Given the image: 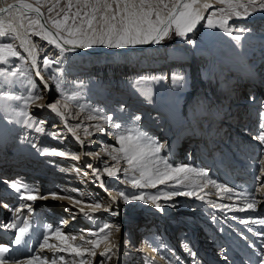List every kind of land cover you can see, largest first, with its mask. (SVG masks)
I'll use <instances>...</instances> for the list:
<instances>
[{
	"label": "bare ground",
	"instance_id": "obj_1",
	"mask_svg": "<svg viewBox=\"0 0 264 264\" xmlns=\"http://www.w3.org/2000/svg\"><path fill=\"white\" fill-rule=\"evenodd\" d=\"M21 2L32 4L34 7L39 6L33 3L31 0H0V8H6L8 5H13V8L10 11L0 12V21H2L4 24L13 23L17 27V31L19 32V34L30 42L27 46L28 47H31L32 45L36 46L35 55H36L37 67L32 66V61L31 58L28 56V53L24 50V48H21L20 39H9L6 37H0V44L11 43L13 47L18 52H20L22 57V59L9 57L6 63L0 62V72L9 73V72H17V70H19L17 76L15 77L0 76V175L3 173L0 176V180H2L1 181L2 183H0V185L3 186V189L2 186L0 188L1 199H6L5 196H3L4 193L2 190H5L4 187L7 188L8 185H10L12 182H20V184L26 185L25 183L27 182L25 180H27V178L22 176L25 175L24 174L25 172H31L29 175L34 176L35 179L33 180L32 178H29V182L31 184L28 183L29 185L27 186L29 188L35 189L38 193L40 191L45 190V189L43 190L39 186L40 182H44L45 180V183H47L50 180L52 181L54 178L53 177L54 172L52 170L53 161L51 160H49L50 162L45 161L46 166L43 169H39L38 171L36 170L37 166L39 165L41 166L42 164L39 163V160H41L42 157H47V159L49 158L51 159L54 158V156L43 155L42 154L43 149L36 150L33 146L36 142H38V140L40 141L42 137H44L43 141L50 140L46 142L51 143V141H53L54 144H58L59 141L57 140L55 141V139L49 135L44 136V132H41L39 137L37 136V134H36L37 137L31 136L30 133L33 134V130H32L33 124L27 122L29 116H24L20 114L21 112H25V110H23V107L21 106L22 101L25 100L28 97L29 93L32 92H39L44 96V99L32 103L30 107H33V109L34 108L35 109L28 110L27 107L26 112L28 114L34 113V115H40V116L50 114L52 118L56 119L58 122L57 123L55 121L54 126H52L53 127L52 130L59 129L64 131L66 133V137L68 138L67 139L68 145L72 148L73 147L76 148L77 151H75V153H71V150L70 151L64 150L65 147L63 151L53 146H49L50 144L48 146H45L44 149H55L66 153L77 154L80 157L78 159L80 161L90 160L89 156L85 154V151L88 147H90L93 137H104L103 131L102 132L97 131L94 125L100 124L103 127V129L108 128L110 131L116 133L117 130L114 127L111 128L109 126V123H112L110 124L111 126L114 123H119V122L122 123L124 122L125 124V117L123 114H121L122 113L121 109L123 108L122 105L126 100L124 98L130 97V99L136 98L137 100L138 99L143 100V103L138 102V105H142V107L140 106V108H137L134 106L132 108L133 110L147 109V104L145 103V101H147L149 98L151 99V97H149V91L150 92L153 91V93L158 94L159 91L167 92L168 90L173 92V94H177V95H169L166 97L162 96V94L159 96L158 94L157 98L161 102H159L158 104L156 102H153L152 107L158 110L167 109L168 113L174 110L171 113L173 118L176 116L174 115L176 111L179 112L180 116H182L181 113L183 111L188 110L187 118L184 117V119L188 120L189 122L192 123V125H194V127L192 126L191 129L189 130L192 131L191 133L193 136L200 138L201 150L204 153H206V156L208 157L210 156L209 153L212 151V147L215 148L216 146L219 147L220 145H222L218 140L216 141L215 133L219 128V126H221V123L219 122L221 117L222 120H225L223 119V117L226 116L224 115L225 113H228L227 116L230 115L231 119H233L232 117L234 116H235L234 118H237V116L240 118V119L237 118L238 120L232 124H231V120H229L230 118H227L226 121L222 123L224 129L226 126H228L227 130L230 131L229 134L230 136L228 138L231 144L239 146L241 143L238 140H240L241 138L242 140L244 139L246 143L249 141L254 143V141H256L253 137H249L248 135L249 132L254 130V122L253 121L251 122L250 120L252 118L249 117L250 116L249 102L248 101L244 102L245 100H242L239 103H237L236 101L234 102V100L228 102V100L230 99L228 93L226 97L224 96L225 92L223 90H227L228 92V89H226L228 85H225V83H223L222 80L225 78L224 77L225 71L229 70L232 72H236L238 76L240 75L243 79L245 80L248 79L247 83L245 82V80L242 81L244 83L243 86H246L247 89L249 88V76L250 79H252L255 82L254 88L252 86V89L248 91V94L251 93V91L252 92L254 91V93L251 95V99L249 98L250 100H253L252 103H250L251 106L258 105L260 97H258L257 95L262 94L263 97L264 92L262 91L261 85L256 81L254 71H252L249 68V62L247 61L249 58V53H246L245 51L248 47V42L245 40V35L242 34L239 40L234 39V37L238 34V29L245 27L241 25L237 28L236 31H231L232 35H229L224 28L221 27L209 28L206 26L207 18L213 11L219 14L218 8L220 7V5L218 3H211V0H208V2L212 4V7L203 13L205 19L201 20L199 24L196 26V28L192 32H189L187 34V38L180 37L177 43L169 45L165 48L159 47L164 43L163 42L164 40H162L158 44L157 43L135 44V45L129 44L121 48L99 47L97 49H94L93 51H89L85 48H76L75 50H72L70 46L65 45L64 47L68 50L61 53L59 49H57L54 45H49L47 41L41 39L36 35H32L28 31L27 19H24V27L23 28L19 27L21 16H28V15H30L31 17L36 16L35 12L27 13L26 10L20 9L19 4ZM46 4L48 5V3ZM40 11L43 14L40 17L41 23L45 25V28L47 30L55 32V29L51 27L49 20L52 17H56L55 16L56 14L54 12H51L52 13L51 16L49 15L46 16L41 8ZM214 19L216 18L214 17ZM218 19L219 17L217 18V20ZM229 29L231 30V27H229ZM245 29H247V31H245L244 33H248V28ZM35 31L38 32L40 31V29L35 28ZM256 42L264 45V39ZM253 53L257 55V51H253ZM45 57H47L50 60L59 61V63H52L47 68H45L43 66V59ZM259 58L260 57L257 55V59ZM259 62L260 64H263L264 60H260ZM207 70L211 71V73L208 74L206 72ZM37 71H40L41 76H43L44 78V81H47L48 84L47 89L44 88V83L43 81H41L40 77L36 75ZM86 74H91V75L85 76ZM82 76L86 78H83ZM210 77H212V81ZM144 79H151L157 81L156 82L151 80L145 81ZM150 83H154V85L151 86ZM62 91L65 93L70 92L71 94L78 96V100L73 101L68 112H66L67 127L65 126V121L62 120L60 117H58L47 107V105L51 102L52 97L60 96V98H62L61 97ZM180 92L183 93L182 97H180L181 96L179 94ZM198 93L199 95L201 93L202 96L200 98H197L195 103L194 98ZM117 96L121 98V100L120 99L118 100L120 103V108L111 107L110 110L107 109V107H104V106L110 107L109 105H107L108 104L107 102H111V100L108 99L109 98L117 99L116 98ZM146 96H148L149 98L146 99ZM8 97H15V99ZM179 100L183 101L180 110H178L179 106L177 107V103L179 102ZM203 101H204L203 103L204 107L201 108L198 105ZM162 102H166V104H163ZM93 103L96 104H94V109L92 108L91 110L90 106L91 105L93 106ZM78 105H83L84 111H80ZM227 105H229L228 109H227ZM199 108L201 109L205 108L206 118L204 120H201L202 116H201V111H199ZM123 109L126 111L125 107ZM80 113L81 115H79ZM83 114L85 115L83 116ZM141 114L142 116L140 117L146 116L145 111H142ZM89 115H94L101 118L88 119ZM105 116L111 117V121L105 122L102 119V117ZM180 116L178 115V118ZM76 118L78 119L76 120ZM80 118L83 119L80 120ZM243 118H246L247 120H249V122H244ZM241 120L244 123L241 124ZM75 121L80 122L81 124L79 125L70 124L71 122H75ZM262 122H264V120ZM124 124L121 125L125 127ZM41 125H45V123ZM239 126L244 127V129L248 131V134L243 135L242 132L240 133L241 130L239 129ZM69 127H73L76 129L75 135L68 130ZM85 128L88 129L90 135L85 136L84 133ZM215 129L216 131H214ZM238 129L240 131L237 132ZM112 134L110 136H107L103 140H106L110 144L117 145L119 148V144L116 142L114 135ZM77 136L80 137V141L81 140L83 141V145H81L79 140H78V142L80 143L79 145L75 143V140H77ZM164 136L166 135L164 134ZM9 144H10V148L7 149V145ZM260 145L262 146L263 144L260 142ZM226 146H228V144ZM81 147L82 148L84 147V152L80 150ZM246 147L247 149L244 152L251 151L250 150L251 147L250 148L249 146ZM207 148H210L211 150L206 151ZM163 150H166V152L168 151V149H163ZM197 153L198 151L195 150L192 155H184L180 158V161H182L183 163L189 162L190 165H193L194 162L193 159L195 154ZM4 154L8 156H4ZM25 156H31L33 158L32 160L33 162L31 161L28 163L27 162L23 163L22 159ZM66 157H70V156H65V158ZM95 160L96 159H93L94 162ZM23 164L26 165L24 166ZM176 165L178 166L179 164ZM160 167L162 168L163 165H160ZM179 167H183V166H179ZM58 173L59 172L57 171L55 174ZM260 174L261 176H264V171L261 172ZM194 177L200 178L201 176L194 175ZM30 179H32V181ZM59 181L57 182L59 183ZM185 181L186 183H189V190L191 189L193 190V188L195 187L198 194L204 197L203 200L209 203L208 207H210V210L211 208H217L216 210H214V212L217 213L216 216H219L221 218L227 216L226 220L236 223V225H238V228H240L239 231L242 230L248 235L252 233L251 231L248 230V227H254L256 229V233L252 235V237L255 239L253 241L255 242L256 247L258 249L264 248V225H260L259 223L244 222V221L261 220V219L257 220V219H246V218L251 214L258 215V213L264 207V190L262 188L258 189L256 193L252 195H246L245 193L243 194L242 192H240L236 185H233V188H231L230 186H227V184L224 186L222 184L215 182L216 184L221 185L222 187L231 189V191L227 193L221 192L218 188L214 187L212 184H208L206 187L209 189L210 194L208 193L206 194L204 190L199 191L198 190L199 186L198 187L196 186L199 183L202 184L201 180L198 179L194 181V180H190L189 178V180H185ZM171 182H176V181L173 180ZM60 183H62V181H60ZM159 184L160 183H157L156 185L159 186ZM213 192L216 193L215 196H211V193ZM49 193H57L58 195L64 197H70V196L73 197L71 192H67V190H65L62 186L59 185L57 187L50 188L48 190V193L46 194L48 197L47 199H38L32 202V201H21L18 199L13 200L12 198H9L10 201H8L9 202L8 204L13 205V207L10 206L11 209H13V208H18L21 204H30L32 202L34 203L33 206H35V210L38 212L41 211L37 210V208L39 209L41 207H45L46 208L45 210L42 209L43 210L42 212L44 213H48V208L49 206L52 205L53 208L51 209H55L53 210L55 214L57 210L64 209L65 207H68L70 205H72V207L77 205V204L74 205L73 201L67 198L53 199L51 195H48ZM201 193L203 195H201ZM193 198L195 199L193 201L196 203V205L203 201L201 199H198L196 195ZM92 199L91 200L89 199L87 201V199L85 200L84 198V200L82 201L83 203H78V205H81L78 207H80L79 215L82 220L83 219L88 220L89 218V216L84 215V213H89L90 217H92V215L96 217L107 212L104 210L106 208L105 204L102 203H101L102 207L96 209L95 211L87 207L86 206L87 202L95 203L97 202L96 200L98 199L101 202L104 201L103 198H94L93 200ZM213 200L216 201L213 202ZM251 200L256 201L255 208L247 209L246 205ZM223 202L228 203V205ZM114 206H117V202L115 204L112 203V207ZM3 208H5V210ZM26 209H27L26 207L23 208L21 212L22 211L24 212ZM194 210L196 211V209ZM7 211H9V207L0 205V217H1L0 230L2 231L3 234H5V236L3 237L0 236L1 237L0 243L2 241L5 244H7L9 241L10 233L15 232L14 229H9L7 227L6 229H4L1 227L2 225H7L11 223L9 219V216L11 215L5 214L7 213ZM21 212L18 215H20ZM82 220L80 221L81 223L83 222ZM65 221H67V219ZM75 221L77 222V220H75L74 218L72 219L70 218V221L69 222L67 221L66 223L64 222L63 226H66L68 229H71L72 228L70 227L71 223ZM91 225L92 228H95L97 222L95 223V220H93ZM19 226L20 225H18V227ZM45 230L47 231V228ZM200 231H203L204 232L203 236H206V238L209 239V241L204 242L203 245L212 244L213 246L218 247L219 241L221 242L220 245H222L223 241H227L226 238L223 239L224 234L222 235L221 232L219 234L222 239L217 241V239L213 238L214 233L210 231L208 228H205V226L201 228ZM35 232L37 233L38 229L36 227H30L27 236L33 234L32 238H34L33 240H36L40 236V234L38 232L36 236L37 238H35L33 237ZM199 235H201V232ZM24 240L25 242H27L26 237L24 238ZM149 241L150 239H148L147 243ZM34 242H30V246ZM21 245L17 246L16 244H14V247L10 250L8 254L11 259L16 258L20 253H22L21 251H19L21 250V247H23ZM243 246L244 248L249 249L248 244L246 246L243 244ZM251 247L252 246H250V248ZM208 249H212V248H208ZM238 250L239 249H237L236 247H231L227 241L226 243L223 244L220 251L218 250L219 254L215 255L216 257L217 256L220 257L218 261L215 260L213 261L211 259H206V258L205 259L210 264H253V260L255 261V259L253 258L255 255L254 253L249 254L246 251L244 252L243 249H240V251ZM27 251L28 250H25V252ZM234 251L235 253H233ZM253 251L255 250L253 249L252 252ZM231 252L232 254H236L238 257L235 258L231 254ZM133 255H135L134 252ZM256 257L259 258V256ZM161 258L159 257V259H156V262L157 260L160 261Z\"/></svg>",
	"mask_w": 264,
	"mask_h": 264
},
{
	"label": "rangeland",
	"instance_id": "obj_2",
	"mask_svg": "<svg viewBox=\"0 0 264 264\" xmlns=\"http://www.w3.org/2000/svg\"><path fill=\"white\" fill-rule=\"evenodd\" d=\"M31 1L36 4V0H31ZM57 2L59 3V8L53 11L56 14L57 11H60V9L65 8L67 4V0H40L41 4H39V7L42 9V11L46 16L47 15L51 16L52 13L49 12V7L53 6ZM241 2L247 3V0H241ZM46 3H48V5ZM73 3H75V0H73ZM211 3H217V2L216 0H211ZM218 4L220 5L218 9L225 7V5L223 4L220 3ZM75 10L76 9L73 8V11ZM218 17L219 14H217L215 18L217 19ZM241 25H243L245 28H248V33H243V34L245 35V40L248 42V47L245 51L246 53H249V58L247 60L249 62V68L252 71H254L256 81L261 85L262 91L264 92V62L263 64H260L259 62L260 60H264V45L256 42L264 39V8H261L259 7V5H257L253 10H251V14L248 15L247 18H236L233 16L228 20V24L226 26H228L227 27L228 29L229 27H231V31H236L237 28ZM179 39L180 37L176 36L173 33L168 37H166L163 41L164 43L159 47L165 48L169 45L177 43ZM99 47H106V46L94 44L91 47L85 49L89 51H93L94 49H97ZM253 51H257V55L260 57L259 59H257V55H255ZM206 72L208 74L211 73V71L209 70H207ZM235 73L236 72H232L229 70L225 71L224 74L225 78L222 80L223 83H225V85H228L226 88L228 89V92L227 90H223L225 92L224 96L226 97L228 93L230 98L228 102L233 100L234 102L236 101L237 103L241 102L242 100H245L244 102L246 101L249 102V113H250L249 117L252 118L250 121L254 122V130L251 129L252 131L249 132L248 134V131L245 130L244 127L239 126V129L241 131L238 129L237 132L240 131V133L242 132L243 135L248 134L249 137H253L256 140L254 141V143L250 141L246 143V141H244V139L242 140V138L238 140L242 144V145L240 144L239 146H236L229 142L228 137L230 136L229 135L230 131L227 130L228 126H226L224 129L222 123H224V121H226L227 118H230L229 120H231V124H232L236 122L238 120L237 118L239 117L237 116V118H234L235 117L234 116L232 117L233 119H231L230 115L227 116L228 113H225L224 115L226 116L223 117V119L225 120H222L221 117V119L219 120L221 126H219L217 131L216 129L214 130L216 131L215 133L216 141L218 140L222 144L220 145L221 148L220 146L219 147L216 146L215 148L212 147V151L209 153L210 156L209 157L206 156V153H204L201 150L200 138L193 136L191 133L192 131L189 130L191 129L192 126L194 127V125H192V123L189 122L188 120L184 119V117L187 118L188 110L183 111L181 113L182 116H180L179 112L176 111L174 115H176L177 118L176 116L173 118L171 113L174 110L168 113L167 109L158 110L152 107L153 102H156L157 104L161 102L157 98L158 94L159 96L162 94V96L165 97L169 95H177V94H173V92L168 90L167 92L159 91L158 94L153 93V91L152 92L149 91V97H151V99L148 96H146V99L149 98L147 101H145V103L147 104V109H143V110L132 109L134 106L137 108H140V106L142 107V105H138V102L143 103V100H139V99L137 100L136 98L130 99V97L125 96L127 98H124L126 100L124 101L123 105L121 104L122 107L123 108L125 107L126 109L125 111L121 107L122 108L121 114H123L125 117V124L124 122L123 123L119 122V124L125 125V127L122 126V129L134 126L140 129L141 131L145 132L155 142L164 144L165 145L164 149H168V151L166 152V150L162 149L159 155L165 160H167V162L173 167H179V166L190 167L196 169L197 172H207L208 174L207 177H200V178L196 177L197 179L194 176H190V180L196 181L199 179L201 180L202 183H204L205 180L211 179L224 186L227 184V186H230L231 188H233V185H236L238 187V190L243 194L245 193L246 195H252L256 193L258 189L261 188L264 190V176H261L260 174L261 172L264 171V163H262L264 162V143H262L263 145L261 146L260 145L261 141L257 139V137L261 133H264V128H261V123H264L262 122L264 120V111H263L264 94L263 97L262 94L257 95L258 97H260L257 106H251L250 103H252L253 100L250 99L254 91L253 92L251 91V93L249 94L248 91L252 89V86L254 88L255 82L252 79H250L249 76V88L247 89L246 86H243L244 83L242 82L245 79H243L240 75L238 76V74ZM87 75L89 76L91 74H86L85 76ZM210 78L212 81V77ZM144 80L150 81L151 79H144ZM151 81L156 82L157 80H151ZM245 82L247 83L248 79L245 80ZM150 85L153 86L154 83H150ZM67 94H71V93L67 92ZM179 94L181 95L180 97H182L183 93L180 92ZM201 96H202L201 93L200 95L198 93L194 98V102L196 103L197 98H200ZM116 98L117 99L109 98L108 100H111V102H107L108 103L107 105H109L110 107L108 106H104V107H107V109H110L111 107L120 108V103L118 100L119 99L121 100V98L118 96ZM53 101H62V98H60V96H54L51 98V102ZM162 103L166 104V102H162ZM182 103H183L182 100H179V102L177 103V107L179 106L178 110H180ZM203 103L204 101L201 102L198 106H200L201 108L204 107ZM94 104L96 103H93V106L92 105L90 106L91 110L92 108L94 109ZM21 106L23 107V110H25L26 112L27 108L25 107L24 100L22 101ZM30 106L28 107V110L35 109V108L33 109V107ZM201 108H199V111H201V116H202L201 120H204L206 118V111L205 108L204 109ZM228 108L229 105H227V109ZM142 111H145L146 116L140 117L142 116L141 114ZM85 114H83V116ZM79 115H81V113ZM178 115L183 119L180 117L178 118ZM28 116L32 118L30 123L33 124L32 126L33 134L30 133L31 136L39 137L41 132H38L36 130V128L39 126V127H43L44 136L49 135L52 138H54L55 141L56 140L59 141L58 144H54L53 141H51V143L46 142L50 140L43 141L44 137H42L40 141L38 140V142H36L33 146L36 150L44 149L45 146H48L50 144L49 146H53L61 150H63L65 147L64 150L67 151L71 150V153H75V151H77L76 148L74 147L72 148L68 145V140H67L68 138L66 137V133L64 131L59 129L52 130L53 128L52 126H54L55 121L57 122V120L53 119L50 114L40 116V115H34V113H29ZM135 117H139V119L136 120ZM77 119L78 118H76V120ZM82 119L83 118H80V120ZM247 119L243 118V121L249 122V120ZM40 122H43L42 124L45 123V125H41ZM244 122H242L241 120V124ZM70 124L79 125L81 123L75 121V122H71ZM110 124L112 123H109V126L113 128V126H111ZM50 133L55 135H50ZM112 133L115 134V132H112L108 128H105L103 130L104 137H93L90 147H88L85 151V154L89 156L90 160H83V161L73 160L70 157L65 158V156L64 157L54 156V158L51 159L50 158L47 159V157H42L41 160H39V163L42 164L41 166L38 164L39 166H37L36 169L37 171L39 169H43L46 166L45 161H49V160L53 161L52 170L54 172L53 173L54 178L52 181L50 180L47 183H45V180L44 182L39 183V186L43 190L45 189L44 191L39 192L40 195H46L50 188H54L60 185L65 190H67V192H71L73 198L80 201H83L84 198L85 200L87 199V201L89 199L91 200L92 198L93 199L103 198L104 201L101 202L98 199L96 200L97 202L95 203L105 204V207L110 208L111 211H107L96 217L92 215V217H89L88 220L85 219L82 220L79 215L80 207H78L81 205H78V203H73L74 205L77 204L73 207L72 205H70L68 207H65L64 209L57 210L55 214V212H53V210L55 209H51L53 208L52 205L49 206L48 213L42 212L43 211L42 209L44 210L46 209L45 207H41L39 209L37 208V210L41 212L36 211L35 206H33L34 203H32L34 201H32L30 203L32 207L31 214H29L28 209H26L24 212H21V215L9 216V219L11 222H13V219L16 220L18 218L19 220L22 221L23 219L27 218L30 222V227H36L38 229L40 236L38 238L36 237L38 232L37 233L35 232L33 236L37 238L36 240H33L34 239L32 238L33 234H31L30 236H26L27 242L23 243L21 245L23 247H21V250H19L22 253H20L16 258H13L12 260L26 261L31 257L39 256L44 258L45 264H52L53 260L55 261V264H79L81 259L88 260L91 262V264H100L101 261H104V264H208L209 262L206 259H211L213 261L219 260L220 257L219 256L216 257L215 255L219 254V251L222 248L223 244L226 243L227 241L231 247H236L237 249H239L238 251H240V249H243L244 252L246 251L249 254L254 253L255 255L253 258L255 259V261L253 260V264H257V262L261 260L260 254L264 253V248L258 249L256 247L255 242L253 241L255 239L252 237V235L256 233V229L254 227H248V230L252 232L250 233L251 235L250 234L248 235L242 230L239 231L240 228H238V225H236V223L226 220L227 216H224L223 218L216 216L217 213L214 212V210H216L217 208H211L210 210V207H208L209 203H207L205 200H203L202 202L196 205V203L193 201L195 200L193 198L195 195L188 196V195L173 194L180 191H184V192L191 191L192 189L189 190V183H186V181L178 184L177 182H171L173 180L171 181L168 180L163 184H159V186L156 185L158 188L156 186L133 188L130 181L135 178H138L139 172L130 171L127 175H125L124 169L128 167L126 162L121 159L119 163H117L116 161L111 159V155L109 154V152L104 151L105 148H108L109 151L113 147L118 148L117 145L110 144L106 140H103L107 136H110ZM164 134L166 136H164ZM75 143L77 145L80 144L78 140H75ZM227 144L228 146H226ZM246 146H249V148L251 147L250 149L251 151L244 152L247 149ZM8 148H10V144L7 145V149ZM80 150L84 152V147L83 148L81 147ZM195 150H197L198 153L195 154L194 156L193 165H190L189 162L183 163L182 161H180V158L182 156L192 155ZM207 150L210 151L211 149L207 148L206 151ZM94 153H99L100 155L99 156L93 155ZM4 156H8V155L4 154ZM93 159H96L95 160L96 163L93 161ZM32 160L33 158L31 156H25L23 157L22 162L28 163L31 162ZM86 164H91L93 168L100 169V176L104 184L103 187H101V181L96 179V177L92 173V169L87 168ZM176 164L179 165L177 166ZM23 165L25 166L26 164ZM113 166L118 167L120 171L117 173L116 176H108L103 171V169L105 167H113ZM77 169H79V171H77ZM57 171L59 173L55 174ZM30 173L31 172H25L24 173L25 175H22L27 178V180H25L27 182L25 183L26 186L31 184L29 182V178L35 180L34 176L29 175ZM32 179L30 180L32 181ZM59 180L62 181V183H60ZM1 181L2 180H0V183H2ZM57 181H59V183ZM199 185L200 183L196 186L198 187ZM203 190L205 191L206 194L207 193L210 194V191L207 187H204ZM119 191H123L126 194L142 193L145 196V199H147L150 196H158L160 197V199L157 200L155 203L152 202L146 203L144 200H130L127 204H125L123 202V199L117 196V193ZM18 195L20 194L14 192L13 195L9 196L8 198L17 200ZM201 195L203 194L201 193ZM215 195L216 193L214 192L211 193V196H215ZM113 196L116 197V202H117V206L114 207H112V203H111V198ZM215 201L216 200H213V202ZM8 203L6 204L9 206H13ZM109 203L111 204V206ZM223 203L228 205V203L226 202ZM87 204L89 203L87 202ZM157 204L160 205L159 208L156 206ZM3 209L5 210V208ZM194 209H196V211L198 212H196ZM113 213H118V214H113ZM215 216L217 219L215 218ZM70 218L71 219L74 218L75 220H77V222L76 221L72 222L70 226L72 228L68 229L66 226H63V223L65 222L66 219L69 222ZM262 218H264V207L261 209L258 215L251 214L247 216L246 219L258 220ZM81 220L83 221L82 223L80 222ZM93 220H95V223L97 222L95 228H92L91 225ZM48 225H51L53 229L60 227L61 231L64 234H66L69 237L76 236L77 239L75 241H72L70 239L62 241L57 239L54 234L49 235L48 243L50 245H57L59 247L50 248L48 246H45L42 248L41 244L44 243L43 237L44 235L48 234L47 231L45 230L48 227ZM104 225L111 226L105 230L106 232H110L111 236L109 237V241L102 242L99 248L96 249L95 257L88 256L87 254H85L83 257H80L69 249V245H77L81 243L79 237L82 235L85 237V239L88 238L95 239L96 237H89L88 235L89 233L92 232L98 233L100 236H103L104 233H100V228H102ZM6 226L7 225H2L1 227L6 229ZM204 226L205 228H208L210 231L214 233L213 238L217 239V241L222 239L219 234L220 232L222 233V235L224 234L223 239L226 238L227 241H223L222 245H220L221 242L219 241L218 247H215L212 244L203 245L204 242L209 241V239L206 238V236H203L204 232L200 231L201 228H203ZM200 232L201 235H199ZM0 236L1 237L5 236V234H3L1 230H0ZM14 236H15V232H11L9 235L8 243L5 244L1 241L0 245L2 244L3 246H7L11 250L15 244ZM146 236L147 238L149 237V239L155 237L157 238V241L155 240L154 242L150 239V241L147 243L148 239L145 242ZM30 242H34V243H32V245L30 246ZM243 244L245 246L248 244L249 249L244 248ZM108 246H112V253L109 254L111 257L110 259L106 257H102L100 255V253L104 251L105 247ZM250 246L252 247L250 248ZM85 247H91V245H85ZM208 248H212V249H208ZM61 249H66V250H61ZM253 249L255 251L252 252ZM25 250L28 251L25 252ZM133 252L135 253V255H133ZM233 253H235V251ZM232 255L235 258L238 257L236 254H232ZM256 256H259V258ZM159 257L162 258L160 259V261L157 260L156 262V259H159Z\"/></svg>",
	"mask_w": 264,
	"mask_h": 264
},
{
	"label": "snow or ice",
	"instance_id": "obj_3",
	"mask_svg": "<svg viewBox=\"0 0 264 264\" xmlns=\"http://www.w3.org/2000/svg\"><path fill=\"white\" fill-rule=\"evenodd\" d=\"M217 3L225 5V7L219 9V19H214L217 16V12L213 11L207 18L206 26L209 28L221 27L232 35L230 29L225 27L228 24V20L231 17L247 18L251 14L257 5L264 8V0H247V3L241 2V0H216ZM36 4H40V0H36ZM212 7V4L208 0H67L65 8L56 12V17H52L49 20L51 27L55 29V32L49 31L45 28V25L41 23L40 17L43 15L40 11V7H34L32 4L23 3L19 4L20 9L26 10L27 13L35 12L36 16L31 17L21 16L19 27H24V19L28 20V31L32 35H36L41 39L47 41L49 45H54L61 53L67 51L64 46L68 45L72 50L76 48H89L94 44L104 45L108 48H121L126 45L135 44H148V43H160L166 37L171 34L176 36L187 38V34L192 32L199 22L205 19L203 13ZM13 8V5H8L6 8H0V12H8ZM59 8L57 2L49 8V12H53ZM73 8L76 10L73 11ZM242 9V11H241ZM62 13V15H61ZM35 28H39L40 31H35ZM247 31L245 28L238 29V34L234 39L239 40L241 35ZM0 37H6L9 39H20V46L28 53L31 58L32 66L37 67L36 64V46L32 45L28 47L30 43L26 38L22 37L17 31V27L13 23L4 24L0 21ZM62 41V43H61ZM9 57L21 58L20 52H18L11 43L0 44V62H7ZM52 63H59V61L50 60L47 57L43 59V66L47 68ZM17 72H0V76H17ZM36 75L40 77L44 83V88H48L47 81H44L40 71L36 72ZM182 79V78H181ZM31 83V82H30ZM62 101H53L47 105V107L55 113L58 117L65 121L67 127L66 112H68L73 101L78 100V96L74 94H67L61 92ZM15 99V97H8ZM44 99V96L39 92L29 93L28 97L24 100L25 107H29L32 103ZM80 111H84L83 105H78ZM63 109V110H62ZM21 115L28 116L27 112H21ZM101 117L89 115L88 119H98ZM105 122H110L111 117H102ZM136 120L139 117H135ZM32 118L29 116L27 122H31ZM41 124L43 122H40ZM117 131L114 134L116 142L119 144V148H105L104 151L109 152L111 159L119 163L122 159L126 162L128 167L124 169L125 175L131 172H139V177L130 181L133 188L155 187L157 183L163 184L168 180H175L178 184L183 183L185 180H189L190 176L207 177V172H197L196 169L190 167H173L167 160L162 158L159 154L165 145L157 143L151 139L145 132L136 127L123 128L119 123L112 125ZM97 131H103V127L100 124L94 125ZM261 128H264V123L261 124ZM38 132H43V127L36 129ZM68 130L75 135L76 129L69 127ZM85 136L90 135L88 129H84ZM50 135H55L51 134ZM257 139L264 143V133H261ZM77 140L80 137L77 136ZM83 145V141H80ZM43 155L52 156H70L73 160H78L80 157L77 154L66 153L55 149H43ZM93 155L99 156V153ZM160 165H163L161 168ZM87 168L92 169L93 175L97 180L101 181V187L104 186L103 180L100 176V169L93 168L91 164H86ZM79 171V169H77ZM103 171L108 176H116L120 171L118 167H105ZM208 184H212L218 188L221 192H230L231 189L222 187L215 183L211 179H207L204 183L199 185V190L203 191L204 187ZM11 188L20 195L17 196L21 201H35L37 199H47V195H40L35 189L29 188L26 185H22L18 182H12ZM174 195H196L198 199L203 200L204 197L200 196L195 187L191 191H180L173 193ZM53 199H70L73 203H83L73 197L60 196L57 193H49ZM117 196L123 199V202L127 204L130 200H144L147 202L155 203L160 199L158 196H150L145 199V196L141 194H126L123 191H119ZM113 204L116 203V197L111 198ZM256 201L251 200L247 203V209H254ZM87 207L93 209H99L102 207L100 203H89ZM158 208L159 204L156 205ZM5 207H8L5 205ZM28 209V213L31 214L32 207L30 204H21L16 209H9L13 212V215H17L23 208ZM105 211H111L110 208H105ZM243 210V209H241ZM118 214V213H113ZM89 216V213H84ZM245 223H259L264 225V219L259 221H244ZM66 223V221H65ZM18 225H20L18 227ZM9 229L15 230L14 243L21 245L26 243L24 238L28 235L30 222L27 218L22 221L18 218L13 222L7 224ZM110 225H104L100 228V233H104L100 236L98 233H89V237H96L85 239L82 235L79 237L81 243L77 245H69V249L77 256L83 257L85 254L95 257L96 249L100 244L105 241H109L111 236L110 232H106ZM47 235H44V243L41 247L48 246L59 247L57 245H50L48 243L49 235H55L59 240H72L77 239L76 236H67L64 234L60 227L53 229L51 225L47 227ZM85 245H91V247H85ZM66 250V249H61ZM10 249L7 246L0 245V264H45V260L42 257L34 256L26 261L12 260L9 257ZM110 253H112V246L105 247L104 251L100 253L102 257L110 259ZM194 255V254H193ZM261 260L257 264H264V253H261ZM52 264H55L53 260ZM79 264H91L90 261L81 259ZM100 264H104L101 261Z\"/></svg>",
	"mask_w": 264,
	"mask_h": 264
}]
</instances>
